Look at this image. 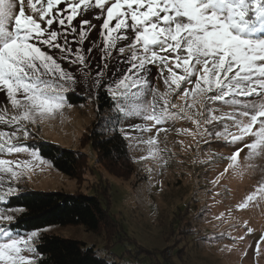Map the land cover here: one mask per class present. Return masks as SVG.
I'll list each match as a JSON object with an SVG mask.
<instances>
[{
  "label": "rangeland",
  "instance_id": "rangeland-1",
  "mask_svg": "<svg viewBox=\"0 0 264 264\" xmlns=\"http://www.w3.org/2000/svg\"><path fill=\"white\" fill-rule=\"evenodd\" d=\"M207 3L208 0H199V7L204 8ZM258 4V0H239V10L247 13L243 18L247 24L255 23L258 16L255 17V14H260ZM175 6L178 10L182 9L186 16L195 18L196 0H176ZM118 11L115 9V12ZM213 12L224 20L230 15L227 8L223 11L204 9L207 16H212ZM107 26L108 22L105 21L104 27ZM243 27L242 23L240 27L233 28L235 35L232 40L220 33L209 35L225 49L230 48L232 42L239 38L241 45L248 46L251 53L248 61L264 58L255 55L262 51L264 37L253 40L246 38L244 31H241ZM109 31V37L104 40L110 42L105 47H100L101 41L93 45L97 49L89 61V64L94 65L93 69L86 71L89 64L83 61L87 57L82 52L77 53L78 59L73 63L82 65L76 73L77 79H73L71 74L65 78L55 61L48 58L50 63L46 67L54 68L60 74V80H54L53 87L48 91L54 95L70 92L69 95L83 97L84 103L69 106L68 99L61 108L43 118L36 117L33 109L34 122L25 121L21 125L7 123L13 115H19L20 110L13 109L10 102L0 103V116L4 118L0 122V131L16 133L15 137L0 139V144L12 140L11 145L5 144L0 149V159L12 161L6 167L10 166L19 174L13 178L10 172H0V196H4V201L0 202V212L9 210L6 206L12 196L27 191L100 196L113 221L110 225H105L97 233L87 231L82 225L46 227L37 231L34 247L43 235H56L83 242L95 250L98 258L115 264H264V146L256 150L244 148L234 168L217 178L230 163L228 157L241 145H225L220 142L213 144L215 153L204 151L207 146L199 137L183 131L188 129L195 132V127L182 118L179 109H171L175 115L169 116L159 126L165 129L160 132H157L158 126L150 122L126 120L128 116H151L152 104L157 99L171 106V92L159 90V80L156 82L158 89L152 91L151 99H145L146 89H141L135 98L129 97L138 106L136 110L126 104L122 109L124 116L121 117L117 116L114 106L112 109L106 108L97 122V94L100 89L107 91L118 76L116 72H111L117 59L115 55L112 56L116 38L111 37V33L115 29ZM86 39L87 34L84 32L76 37L80 44ZM67 46L70 50L71 45ZM29 48L31 45L20 51L28 55ZM32 52L44 58V53L38 48L32 49ZM97 55H103L106 60L111 58L110 75L106 73L105 65V71L99 77L95 76V72L100 70ZM227 55L226 51L225 57ZM260 72H264V66H261ZM110 94L115 95L111 91ZM227 99L231 100L232 97ZM243 99L249 105L259 103L258 99ZM0 101H5L3 91H0ZM174 102L185 106V102L179 98H175ZM211 107L217 109L214 113L217 115L222 111H231L222 102L212 103ZM160 114L156 112V115ZM96 122L98 131L121 128L120 134L125 136L129 152L126 177L121 178L110 172L104 159L91 146L88 131ZM125 123H145L149 125V131L129 133L122 129ZM21 127L30 133L28 138H24L22 131H18ZM215 128L222 130L220 124H216ZM254 131H258V125L254 126ZM199 135L203 136V132ZM38 142H48L63 149L81 152L84 155L81 179L77 181L56 170L41 155L37 148ZM9 147L13 151L10 152ZM15 148H19L18 151ZM25 162L29 164L28 168H24ZM17 164L20 167H16ZM9 188L14 191L5 195ZM250 195L253 197L251 201L247 199ZM240 204L246 206L240 208ZM10 210L5 214L13 215V221L0 225L9 229L20 214L16 209ZM33 232L11 231L25 238ZM25 254L34 258L38 264V253Z\"/></svg>",
  "mask_w": 264,
  "mask_h": 264
},
{
  "label": "snow or ice",
  "instance_id": "snow-or-ice-1",
  "mask_svg": "<svg viewBox=\"0 0 264 264\" xmlns=\"http://www.w3.org/2000/svg\"><path fill=\"white\" fill-rule=\"evenodd\" d=\"M175 3L176 0H0V91L5 94V101L0 103L10 102L13 109L20 110V114L13 115L7 123L34 122L33 109L36 117L43 118L61 108L70 92L54 95L48 91L54 80H60V74L54 68L46 67L50 63L48 58L55 61L65 78L71 74L77 79L76 73L82 66L73 63L78 59L77 53L82 52L87 57L83 63L89 64L97 50L93 45L101 41L100 47H105L110 41L104 38L109 37L110 29H115L111 33V37L116 38L112 56L117 59L111 72L118 76L107 91L114 100L117 116H124L122 109L126 104L137 109L129 97H137L141 89H146L145 99H151L159 80V90L171 92V106L157 99L152 104L151 116H128L126 120L150 122L158 126L157 132H160L165 129L159 126L175 115L171 109H179L182 118L195 127V132L183 131L199 137L207 146L204 151L215 153L213 144L220 142L241 145L228 157L230 163L217 178L225 175L234 168L244 148L256 150L264 146V72H260L264 58L248 61L251 53L248 46L241 45L239 38L225 49L209 35L220 33L232 40L233 28L243 23L241 31L248 29L243 20L247 13L239 10V0H208L204 8H200L199 0H196L195 18L186 16ZM258 3L264 5V0H258ZM206 8L221 11L227 8L230 15L227 20L219 18L215 12L207 16L204 14ZM115 9L119 11L115 12ZM105 21L108 22L107 28L104 27ZM82 32L87 34V39L80 44L76 37ZM28 45H31L30 54L25 55L20 49ZM36 48L44 53L43 59L39 53L32 52ZM226 51L228 55L225 57ZM255 55L264 56V46ZM110 63L111 58L106 60L103 55H97L100 70L95 76L99 77L105 71V65L106 73L110 75ZM93 67L90 63L86 71ZM175 98L184 101L185 106L176 105ZM243 98L258 99L259 103L249 105ZM215 102H222L231 111L214 114L217 109L211 104ZM67 104L72 106L70 102ZM157 111L161 114L156 115ZM3 119L0 116V122ZM216 124H220L222 130H216ZM256 125L258 131H254ZM122 129L133 134L146 133L149 125L125 123ZM18 131L23 132L24 138L30 135L23 127ZM120 131L121 128L116 129V132ZM200 132L203 136L199 135ZM15 135V132L0 131V139ZM121 137L125 139V136ZM5 144L11 145L12 140L0 144V149ZM8 150L11 152L13 148ZM11 164L12 161L0 159V172H10L16 178L19 174L10 166L6 167ZM28 167L25 162L24 168ZM13 191L9 188L5 195ZM247 199L251 201L253 197L250 195ZM3 201L4 196H0V202ZM245 206L240 204V208ZM7 211L12 210L0 212V225L13 221V215L5 214ZM37 235L34 231L25 238L11 233L9 227L0 226V264H36V260L25 253H38L33 244Z\"/></svg>",
  "mask_w": 264,
  "mask_h": 264
},
{
  "label": "trees",
  "instance_id": "trees-1",
  "mask_svg": "<svg viewBox=\"0 0 264 264\" xmlns=\"http://www.w3.org/2000/svg\"><path fill=\"white\" fill-rule=\"evenodd\" d=\"M258 7L261 12L255 14V17L258 15L255 23H246L248 29L243 33L244 37L252 40L264 37V5L258 4ZM96 101L99 122V116L106 108L112 109L114 102L105 89H100ZM69 102L79 105L85 101L81 96L69 95ZM97 122L88 131L91 146L104 159L110 172L121 178L126 177L129 152L125 139L115 128L107 132L98 131ZM37 148L56 170L77 181L81 179L84 158L81 152L63 149L48 142H38ZM103 204L100 196L27 191L12 196L6 207L20 211L10 225L11 231L15 233L38 231L50 226L64 228L77 225L84 226L89 232L97 233L105 225L113 222ZM39 240L36 246L40 257L38 264H115L98 258L95 250L83 242L56 235H43Z\"/></svg>",
  "mask_w": 264,
  "mask_h": 264
}]
</instances>
